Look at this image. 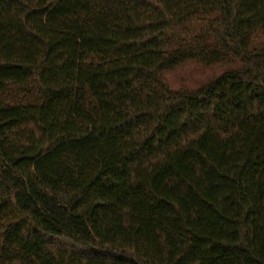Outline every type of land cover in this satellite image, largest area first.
Returning <instances> with one entry per match:
<instances>
[{"label": "trees", "instance_id": "obj_1", "mask_svg": "<svg viewBox=\"0 0 264 264\" xmlns=\"http://www.w3.org/2000/svg\"><path fill=\"white\" fill-rule=\"evenodd\" d=\"M0 264H264V0H0Z\"/></svg>", "mask_w": 264, "mask_h": 264}, {"label": "rangeland", "instance_id": "obj_2", "mask_svg": "<svg viewBox=\"0 0 264 264\" xmlns=\"http://www.w3.org/2000/svg\"><path fill=\"white\" fill-rule=\"evenodd\" d=\"M223 71L221 66L203 67L188 62L166 75L169 86L174 90H194L216 78Z\"/></svg>", "mask_w": 264, "mask_h": 264}]
</instances>
